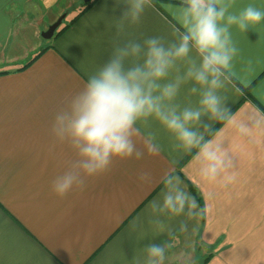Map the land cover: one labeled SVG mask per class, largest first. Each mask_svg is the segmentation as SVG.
Here are the masks:
<instances>
[{
  "label": "crops",
  "instance_id": "0c3cea01",
  "mask_svg": "<svg viewBox=\"0 0 264 264\" xmlns=\"http://www.w3.org/2000/svg\"><path fill=\"white\" fill-rule=\"evenodd\" d=\"M75 1L0 0V264H133L151 243L170 245L164 264L186 251L181 247L197 254L196 245L203 253L197 264L207 255L205 264H264V136L259 133L241 137L230 126L221 133L237 161L236 179L227 186L203 181L194 153L174 150L168 134L153 124L162 145L159 155L116 159L110 171L89 178L83 192L74 190L63 199L51 192L52 179L76 159L66 144H53L52 119L107 61L124 7L117 0H94L59 36L44 39L41 34ZM232 4L233 11L248 4L264 10V0ZM180 5L181 0L151 1L138 25H126L122 39H171L173 29H180ZM232 40L238 53L221 94L232 112L264 113V21L246 32L232 29ZM187 87L182 102L195 99ZM143 172L151 175L150 183L138 179ZM165 173L178 176L195 198L190 183L207 210L191 218L161 217V231L149 204L160 198Z\"/></svg>",
  "mask_w": 264,
  "mask_h": 264
},
{
  "label": "clouds",
  "instance_id": "9594fccd",
  "mask_svg": "<svg viewBox=\"0 0 264 264\" xmlns=\"http://www.w3.org/2000/svg\"><path fill=\"white\" fill-rule=\"evenodd\" d=\"M120 3L124 7L107 61L52 119L53 144H66L76 159L52 179L51 192L63 199L74 190L83 192L86 181L110 171L116 159L140 160L145 152L159 155L162 145L153 124L168 134L174 150L194 153L203 181L224 186L234 182L236 157L221 133L230 126L241 137L264 136V113L232 112L221 90L238 53L232 29L246 32L264 21V10L248 4L233 11L232 0H181L180 29H173L171 39L138 40L122 39V34L126 25L141 22L151 0ZM186 86L187 95L195 99L182 102ZM217 123L218 129L213 127ZM138 179L150 183L151 175L143 172ZM161 183L160 198L149 204L161 231V217L191 218L207 210L199 208L175 174L165 173ZM186 229L182 223L181 231ZM167 247L148 244L143 258H134L133 264H164Z\"/></svg>",
  "mask_w": 264,
  "mask_h": 264
},
{
  "label": "rangeland",
  "instance_id": "374dc122",
  "mask_svg": "<svg viewBox=\"0 0 264 264\" xmlns=\"http://www.w3.org/2000/svg\"><path fill=\"white\" fill-rule=\"evenodd\" d=\"M82 5H83V0H76L74 3L70 4L71 8H70V10L67 11V14L63 20L61 27L65 26L67 23L70 22V20L78 13V10L80 9V6H82ZM40 42L45 43L46 41L42 39ZM30 57L32 58L33 54H31ZM191 241H192V239H191ZM198 242H199V239H198ZM189 246H191V245H189ZM196 247H197L196 251L198 252L197 253L198 255L195 252L189 253V250H188L189 247H187V246L181 247L180 248L181 250L184 249L186 251L179 253L178 258L171 259L169 264H197L198 256L203 255V253L199 252L200 251V245H196Z\"/></svg>",
  "mask_w": 264,
  "mask_h": 264
},
{
  "label": "trees",
  "instance_id": "16d2710c",
  "mask_svg": "<svg viewBox=\"0 0 264 264\" xmlns=\"http://www.w3.org/2000/svg\"><path fill=\"white\" fill-rule=\"evenodd\" d=\"M94 0H91L90 2H88V3H84L83 2V5H82V9H81V11L78 13V15L76 16V17H74L71 21H70V23L68 24V25H65L64 27H62L61 29H60V27L57 29V31L55 32V34H54V37H57V36H59L63 31H65L67 28H68V26L69 25H71L79 16H81L89 7H90V5L92 4V2H93ZM152 2H154V3H156L158 0H151ZM43 50V49H42ZM42 52V51H41ZM41 52L40 53H38L37 55H36V57L39 55V54H41ZM33 60V59H32ZM241 87V86H240ZM242 88V87H241ZM242 89H244L243 91L244 92H246V88H242ZM187 186H188V188H189V190H190V192H192L193 193V195L195 196V198H196V201H197V203H198V205H199V208L200 209H203V203H202V200H201V198L196 194V190H195V188L190 184V183H188L187 182ZM202 258H203V256H202ZM210 259V256L209 255H207V256H205L202 260L200 259V261H199V263L200 264H205L208 260Z\"/></svg>",
  "mask_w": 264,
  "mask_h": 264
},
{
  "label": "water",
  "instance_id": "95a60500",
  "mask_svg": "<svg viewBox=\"0 0 264 264\" xmlns=\"http://www.w3.org/2000/svg\"><path fill=\"white\" fill-rule=\"evenodd\" d=\"M91 0H83L84 3H88ZM65 17V14L61 15L52 25L48 27V29L41 34V36L48 40L51 39L55 33V31L58 29V27L61 25L63 19Z\"/></svg>",
  "mask_w": 264,
  "mask_h": 264
}]
</instances>
